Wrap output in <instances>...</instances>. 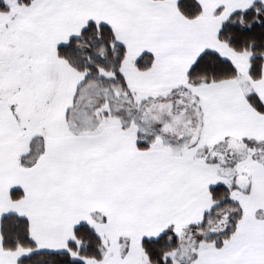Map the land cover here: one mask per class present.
I'll list each match as a JSON object with an SVG mask.
<instances>
[{"label":"snow or ice","instance_id":"6c2138e0","mask_svg":"<svg viewBox=\"0 0 264 264\" xmlns=\"http://www.w3.org/2000/svg\"><path fill=\"white\" fill-rule=\"evenodd\" d=\"M0 264H264V0H0Z\"/></svg>","mask_w":264,"mask_h":264}]
</instances>
